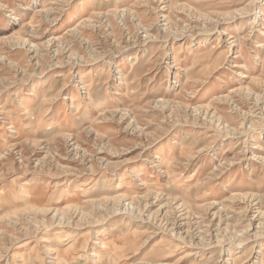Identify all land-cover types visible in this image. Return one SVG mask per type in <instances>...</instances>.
Masks as SVG:
<instances>
[{
	"label": "rangeland",
	"instance_id": "1",
	"mask_svg": "<svg viewBox=\"0 0 264 264\" xmlns=\"http://www.w3.org/2000/svg\"><path fill=\"white\" fill-rule=\"evenodd\" d=\"M263 27L264 0H0V264H264Z\"/></svg>",
	"mask_w": 264,
	"mask_h": 264
},
{
	"label": "bare ground",
	"instance_id": "2",
	"mask_svg": "<svg viewBox=\"0 0 264 264\" xmlns=\"http://www.w3.org/2000/svg\"><path fill=\"white\" fill-rule=\"evenodd\" d=\"M264 28V27H263ZM264 34V33H263ZM228 35L227 33L224 34V36ZM57 40V39H56ZM232 45V44H231ZM259 46L261 47L262 44H259ZM243 78H249V76L247 75H242ZM257 81V80H256ZM81 82V81H80ZM258 83V82H257ZM84 87V86H83ZM82 87V88H83ZM84 89V88H83ZM233 92H238L239 94L241 95H246L247 97H250L252 96L253 94H251L253 92L252 88L248 85V86H245V87H239V88H234L230 91V93L232 94ZM255 95V94H254ZM256 98H258V95L255 96ZM229 99H232V96L229 94V95H226V96H222V97H218L217 98V101H225V100H229ZM260 158V157H259ZM261 160L264 162V158H261ZM170 166V164H169ZM105 239V238H104ZM58 245V244H57ZM71 247L72 245H69L66 249L65 252H69L71 250ZM100 248H104V243L103 242H100ZM59 255V254H58ZM57 255V256H58ZM91 257L94 258V260L96 261H101V259L104 257L100 254V252L98 250H93L91 252Z\"/></svg>",
	"mask_w": 264,
	"mask_h": 264
}]
</instances>
